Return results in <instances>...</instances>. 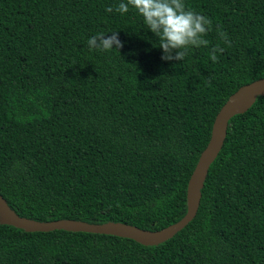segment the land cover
<instances>
[{
	"label": "trees",
	"instance_id": "trees-1",
	"mask_svg": "<svg viewBox=\"0 0 264 264\" xmlns=\"http://www.w3.org/2000/svg\"><path fill=\"white\" fill-rule=\"evenodd\" d=\"M120 2L0 0V194L20 216L177 222L215 115L264 77V0H184L213 22L208 46L184 61L162 60L143 17L116 12ZM115 31L122 48L89 50L90 37ZM0 264H264V95L229 120L197 213L170 239L0 223Z\"/></svg>",
	"mask_w": 264,
	"mask_h": 264
},
{
	"label": "water",
	"instance_id": "water-1",
	"mask_svg": "<svg viewBox=\"0 0 264 264\" xmlns=\"http://www.w3.org/2000/svg\"><path fill=\"white\" fill-rule=\"evenodd\" d=\"M261 95H264V77L240 86L220 107L213 120L209 140L201 151L187 182L186 213L175 223L158 230H150L123 222L89 223L75 219L37 221L18 215L9 207L1 194L0 223L28 232L63 229L115 235L132 239L142 245H158L173 237L195 217L208 169L223 146L229 120L237 114L246 112Z\"/></svg>",
	"mask_w": 264,
	"mask_h": 264
},
{
	"label": "clouds",
	"instance_id": "clouds-1",
	"mask_svg": "<svg viewBox=\"0 0 264 264\" xmlns=\"http://www.w3.org/2000/svg\"><path fill=\"white\" fill-rule=\"evenodd\" d=\"M130 6L143 17L147 29L158 38V47L163 50L162 60L184 61L192 48L207 47L209 44L205 37L212 29V20L195 10L187 9L184 0H121L115 6V11L126 14ZM113 10V6L106 8L109 13ZM218 35L225 44L231 46L232 41L226 32L218 30ZM87 44L89 50L100 51L119 50L123 47L117 31L111 32V35L98 33L90 37ZM223 51L224 48L219 45L213 47L210 52L212 62H217V53Z\"/></svg>",
	"mask_w": 264,
	"mask_h": 264
}]
</instances>
